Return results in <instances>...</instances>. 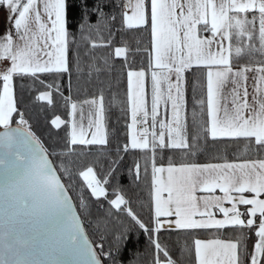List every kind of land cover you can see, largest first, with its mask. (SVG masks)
<instances>
[{
  "label": "snow or ice",
  "instance_id": "6c2138e0",
  "mask_svg": "<svg viewBox=\"0 0 264 264\" xmlns=\"http://www.w3.org/2000/svg\"><path fill=\"white\" fill-rule=\"evenodd\" d=\"M0 7L8 13V27L0 34V126L4 128L0 132V264H66L59 259L64 256L77 258L75 264H122L118 257L125 235L112 225L120 213L148 233L154 248L149 264H184V249L177 255L155 236L165 223L162 217H175L169 223L182 230L238 229L235 240L195 239V264H264V0H97L91 8L82 0L78 21L70 18L67 0H0ZM93 15L98 17L96 25L89 22ZM101 21L107 37L101 35ZM117 23L120 29L113 31ZM125 27L148 33L144 51L151 70L127 71L130 146L116 148L103 179L97 178L95 170V166L102 168L103 149L97 150L93 164L78 167L81 152L90 154L92 146L109 144L101 91L97 98L84 101L92 105L99 101V107L89 113L87 131L81 111L79 123L71 122L59 165L53 166L52 153L18 107L14 79L29 78L33 87L49 89L36 99L54 104V92L62 93L41 76L59 78L75 68L91 82L93 73L111 67V52L100 55L97 49L112 48L113 38L122 37ZM120 43L123 46L115 47L114 54L126 62L141 52L140 39H135L134 47L123 39ZM196 68L206 72V101H200L206 103L203 130L195 110L191 122L186 111L181 115L187 74ZM149 75L150 101L145 90ZM71 107L75 116L77 105ZM16 116L18 124L12 127ZM51 124L67 126L59 116ZM209 135L213 141L234 140L245 155L254 153L256 158L194 162L190 158L206 147ZM129 147L149 153L143 171L147 175L151 164L155 226L146 225L131 201L116 194L104 215L96 217L97 252L84 234L62 177L67 176L69 184L82 177L92 197L107 199L105 185H110L109 178L122 159L119 153ZM157 150L178 152L181 159L170 157L166 167L158 166ZM134 170L139 179L138 162ZM217 190L222 195H216ZM225 201L231 207H225ZM238 205L250 207L241 211ZM80 206L89 207L83 195ZM98 207L103 208L99 201ZM216 212L223 218H216ZM254 226L258 241L250 252L243 229ZM42 254L51 259H38ZM139 258L137 254L130 264Z\"/></svg>",
  "mask_w": 264,
  "mask_h": 264
},
{
  "label": "trees",
  "instance_id": "16d2710c",
  "mask_svg": "<svg viewBox=\"0 0 264 264\" xmlns=\"http://www.w3.org/2000/svg\"><path fill=\"white\" fill-rule=\"evenodd\" d=\"M70 5L68 11L70 18L78 21L81 15L82 0H67ZM97 0H86V4L91 8ZM105 12L109 9L105 8ZM98 17L93 15L90 19V24L96 25ZM120 29L119 23L116 25L117 31ZM75 30V25H73ZM101 35L108 36V29L103 27L101 21ZM95 37V32H93ZM112 48L97 49L98 54L103 55L106 52H111L112 58L109 60V68H105L100 73H93L91 82L89 77L78 72L75 68L70 74H64L62 77L54 78L52 74L42 75L48 84L57 86L60 90L59 94L54 92V104H49L47 101L36 99L40 92L47 91L44 87H33L29 78L23 80L14 79V90L18 100V107L24 113V118L29 121L31 130L41 139L43 144L48 148L50 160L53 161V166L59 165V157L63 156V145L66 136L70 133V104L74 101L85 98L99 96L103 92V107H104V125L107 132L109 144L104 146H92L90 154L81 152L79 156V168H84L93 164L98 158L97 150L103 149L99 153L100 166H95L98 173L97 178L103 179L104 174L108 170V161L115 158L116 148L128 144L127 128L129 120V106H128V83L127 71L131 69H139L147 67L148 56L144 49L148 47V33L146 31H137L136 29H123L122 37L115 36ZM121 39L128 41L129 44L135 46V39L142 41L140 47L141 52L135 57L129 56L127 62L123 57H116L114 54L115 47H122ZM77 42L79 43V36L77 35ZM102 64V61H101ZM201 68H196L195 71H189L187 74V95L188 104L194 103L197 93L201 92L200 85L205 83V75L201 73ZM191 96V97H190ZM59 116L65 124H61L60 128H56L51 124V120ZM12 125H17L12 123ZM2 127L0 126V129ZM205 142L203 141L202 144ZM244 141H239L243 145ZM87 149L88 146H83ZM119 155L122 157L120 162L115 165V172L110 177V185H105L107 190V199L104 197L96 198L90 195V189H87L86 182L82 177L74 178L69 184L67 176L62 177V181L69 186V195L73 201L81 218L84 231L88 239L93 242V247L97 252L98 233L95 230V221L98 215H104L105 210L110 207L108 201L115 198L116 194L124 195L126 200L131 201V207L138 214L140 219L146 224L155 226L154 219V202L153 189L151 186V164L148 165V174L145 175L143 169L146 160L149 158V153L142 149H131L127 152L121 151ZM177 161L181 159L180 153H174L171 150H157L155 159L157 164L168 163L169 158ZM256 158L255 154L245 155L238 147L237 142L228 138H221L213 141L209 136L206 147L197 152L192 159L194 162L206 161H224L237 159H251ZM140 164L141 172L139 179L136 177L134 165ZM115 189V191H114ZM88 201L89 207L84 210L80 206V197ZM99 203L103 204V208L98 207ZM118 212L119 210H115ZM91 213V215H89ZM115 229L123 231L125 239L121 241L122 251L118 257L122 264H130L134 257L138 254L139 261L136 264H149L154 248L149 242L148 233L140 229L130 217L120 213L119 216L112 221ZM255 227V226H254ZM254 227L252 229H243L245 242L251 249L252 241L255 240ZM238 229L233 226H228L224 229H210V230H182L179 228H172L163 226L159 232L155 234L160 244L167 246L172 252L177 255L180 254V249H184V264H195L194 257V240L195 239H233L235 240ZM233 232H236L233 234ZM188 249H193L189 252ZM251 252V251H250Z\"/></svg>",
  "mask_w": 264,
  "mask_h": 264
},
{
  "label": "crops",
  "instance_id": "0c3cea01",
  "mask_svg": "<svg viewBox=\"0 0 264 264\" xmlns=\"http://www.w3.org/2000/svg\"><path fill=\"white\" fill-rule=\"evenodd\" d=\"M0 14L2 15L3 13H1V11H0ZM200 87H201V92L197 93V96L194 99L195 102L188 104V97L189 96L187 95L188 88H187V83H186V85H185V97H186L185 111L187 113V118H188L189 122H191L192 116H193V111L195 110L196 115L198 117L197 122L201 126V130H203L204 122L207 119V117H206V103L201 104L200 101H202V100L206 101V83L201 84ZM146 93H147V91H146ZM149 101H150V98H149ZM128 106H129V100H128ZM184 115H185V112H184ZM131 123H132L131 117H129L128 128H127V140H128V142H129V139L131 138V136H129V130H130ZM136 127H137V131H138L140 128V125L138 124V126H136ZM201 135L203 136V131H201ZM202 142H203V139H202L201 143ZM145 151L148 152L147 150H145ZM251 159H255V158H251ZM244 160L245 159H237V160H224V161H222V160L221 161H206V162H196V163L205 164V163H224V162H244ZM162 164L166 167L168 163H162ZM157 165L159 166V164H157ZM165 176H166V174H165ZM216 195H222V193H220L219 190H217ZM153 202H154V192H153ZM224 206L225 207H231V204L229 202L225 201ZM238 207L240 208L241 211H244L246 207H250V206L238 205ZM216 218H218V219L223 218V214L216 212ZM161 219L165 221L163 226L177 228L175 226L174 222L169 223V221H174L175 217H162ZM256 230H257L256 227H254V232ZM235 233L236 232H233V234H235ZM254 239L255 240L252 241V245H251V249H250L251 252H254V245L258 241V237H256V235H255ZM225 240H227V239H225Z\"/></svg>",
  "mask_w": 264,
  "mask_h": 264
},
{
  "label": "rangeland",
  "instance_id": "374dc122",
  "mask_svg": "<svg viewBox=\"0 0 264 264\" xmlns=\"http://www.w3.org/2000/svg\"><path fill=\"white\" fill-rule=\"evenodd\" d=\"M0 11H1V13H3L2 15L0 14L1 15L0 16V34H4L6 28L8 27V23H7L8 13H7L6 9H4L2 7H0ZM141 69L142 68H139V69H131V70L136 71V70H141ZM143 69H145V70H147L149 72L151 71L147 67H143ZM200 70H201V73H203L205 75V83H206V72L204 71L203 68H201ZM145 89L147 91L148 98H150V93H151L150 75L148 77H146ZM97 97L98 96H93V97L85 98V99H82V100L74 101V102H72L70 104V131H71V122L74 119L77 121V123H79L81 111L83 112V115H84V126H85V130L87 131V121H88V118H89V113L90 112H94L95 109L99 107V101H98V103L96 105H92V104H89V103H84V101H91L93 98H97ZM73 103H75L77 105L75 116H73V114H72V107H71V105ZM185 105H186V97H185ZM184 112H185V108L182 109V112H181V115L182 116H184ZM129 115H130L129 117H131V104H130V101H129ZM170 115L171 114L169 112V118H170ZM18 121H19V117L16 116L15 119H14V123L15 124H18ZM103 126L105 128L104 120H103ZM1 127L3 128V126H1ZM92 131H95V128H93ZM132 131H133V129L130 127L129 136H131ZM88 138L89 139L91 138L90 134L88 135ZM130 142H131V138L129 139V142H128L129 145H130ZM209 239H201V240L207 241Z\"/></svg>",
  "mask_w": 264,
  "mask_h": 264
},
{
  "label": "water",
  "instance_id": "95a60500",
  "mask_svg": "<svg viewBox=\"0 0 264 264\" xmlns=\"http://www.w3.org/2000/svg\"><path fill=\"white\" fill-rule=\"evenodd\" d=\"M12 127H16L17 125H11ZM4 131V128H1L0 129V132H3ZM0 152H3V149L2 148H0ZM50 159V158H49ZM2 176H3V166H0V178H2ZM72 204H73V206H74V211L76 212V215L79 217V213H78V211H77V209H76V207H75V205H74V203H73V201L71 200L70 201ZM80 218V217H79ZM80 221H81V218H80ZM81 224H82V221H81ZM83 226V225H82ZM84 234H85V236H87L86 235V233H85V231H84ZM90 241V240H89ZM91 242V241H90ZM38 259H41V260H49V259H51V257H49V256H47V255H40V256H38L37 257ZM59 259H62L63 261H65L66 262V264H75V262H76V260H77V258H75V257H72V256H64V257H59Z\"/></svg>",
  "mask_w": 264,
  "mask_h": 264
}]
</instances>
